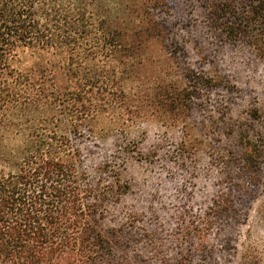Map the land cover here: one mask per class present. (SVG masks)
Wrapping results in <instances>:
<instances>
[{
    "label": "trees",
    "instance_id": "16d2710c",
    "mask_svg": "<svg viewBox=\"0 0 264 264\" xmlns=\"http://www.w3.org/2000/svg\"><path fill=\"white\" fill-rule=\"evenodd\" d=\"M200 1L207 25L195 26L264 58V0ZM169 14L168 0H0V264H120L118 250L131 248L123 233L138 226L105 227V211L131 184L112 160L88 166L80 144L85 130L101 137L106 113L123 112L111 119L117 131L142 122L179 129L181 156L195 157L196 104L224 79L178 60L183 44ZM204 150L221 172L235 166L257 184L264 138L245 131ZM224 174L228 193L182 229L189 241L203 243L235 210L231 189L246 186ZM152 237L147 230L137 258L187 264L185 246L171 263Z\"/></svg>",
    "mask_w": 264,
    "mask_h": 264
},
{
    "label": "rangeland",
    "instance_id": "374dc122",
    "mask_svg": "<svg viewBox=\"0 0 264 264\" xmlns=\"http://www.w3.org/2000/svg\"><path fill=\"white\" fill-rule=\"evenodd\" d=\"M168 1L166 20L176 24L172 32L183 44L184 54L178 60L192 64L198 72H216L225 81L210 93L205 89L196 104L192 122L197 132L190 138L197 147H193L195 157L181 156L179 129L166 131L147 122L129 130L113 129L111 119L122 111L105 114L99 123L100 138H89L88 130L81 136L88 166L112 160L122 180L131 184L122 201L105 211V227L138 226L124 231L131 248L118 250L117 263L125 264L123 256L131 264H161L156 256L137 258L149 246L144 238L149 230L154 234L151 240L163 246L171 263L185 246L190 257L187 264H264V159L254 185L249 176L238 175V167L221 172L204 150L206 143L233 145L245 131L254 139L264 138V58L245 42L227 43L208 26H195L207 25L200 0ZM229 126L234 129L231 136L226 134ZM226 171L246 186L243 191L231 189L235 210L216 219L203 243L195 237L189 241L182 229L202 216L212 198L228 193L223 185Z\"/></svg>",
    "mask_w": 264,
    "mask_h": 264
}]
</instances>
